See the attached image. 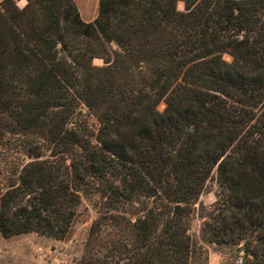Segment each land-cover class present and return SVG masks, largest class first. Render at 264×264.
I'll return each mask as SVG.
<instances>
[{"label": "trees", "instance_id": "16d2710c", "mask_svg": "<svg viewBox=\"0 0 264 264\" xmlns=\"http://www.w3.org/2000/svg\"><path fill=\"white\" fill-rule=\"evenodd\" d=\"M11 4L0 112L45 128L53 151L31 148L0 191V233L64 238L99 192L108 210L79 264H191V218L218 169L203 239L264 264V0H100L89 22L75 0ZM90 114L98 145L80 135Z\"/></svg>", "mask_w": 264, "mask_h": 264}, {"label": "rangeland", "instance_id": "374dc122", "mask_svg": "<svg viewBox=\"0 0 264 264\" xmlns=\"http://www.w3.org/2000/svg\"><path fill=\"white\" fill-rule=\"evenodd\" d=\"M3 1L0 0V3ZM26 4L27 0H13L10 7L13 16L17 15L16 9H23ZM179 7L183 8V3H180ZM112 46L117 48L116 44ZM222 56L227 62L233 61L229 52L223 53ZM93 63L97 66L105 64L101 58H95ZM164 108L165 103L161 101L159 109ZM84 111L88 112L87 108H84ZM87 119V127L82 129L80 135L86 144L98 145L103 137L100 123L91 114ZM36 146L44 158L51 157L53 144L45 128H22L7 114L0 112V191L5 190L7 183L31 160L29 150ZM219 191L218 169H215L195 205L196 211L191 218L190 233L198 244V251L191 259V264H243L244 252H241V249L207 242L202 236V225L215 208ZM105 200L99 192L85 195L79 207L78 220L71 231L61 239L40 233L12 236L0 233V264H79L85 254L93 222L108 210ZM106 229L104 237L108 240L111 237V228Z\"/></svg>", "mask_w": 264, "mask_h": 264}, {"label": "crops", "instance_id": "0c3cea01", "mask_svg": "<svg viewBox=\"0 0 264 264\" xmlns=\"http://www.w3.org/2000/svg\"><path fill=\"white\" fill-rule=\"evenodd\" d=\"M82 18L85 21H93L99 14L100 0H75Z\"/></svg>", "mask_w": 264, "mask_h": 264}]
</instances>
